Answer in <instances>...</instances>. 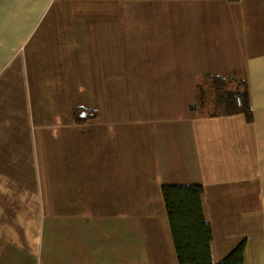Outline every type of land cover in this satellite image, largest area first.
<instances>
[{"label":"crops","instance_id":"0c3cea01","mask_svg":"<svg viewBox=\"0 0 264 264\" xmlns=\"http://www.w3.org/2000/svg\"><path fill=\"white\" fill-rule=\"evenodd\" d=\"M205 75L252 119L192 111ZM164 183L264 264V0H0V264H179Z\"/></svg>","mask_w":264,"mask_h":264},{"label":"trees","instance_id":"16d2710c","mask_svg":"<svg viewBox=\"0 0 264 264\" xmlns=\"http://www.w3.org/2000/svg\"><path fill=\"white\" fill-rule=\"evenodd\" d=\"M195 89L194 101L189 104L192 111L211 116L243 113L247 120L252 119L245 81L205 75ZM73 111L77 114L78 110ZM161 190L179 264H245L244 239L220 261L214 260L212 228L204 210L201 184L164 183Z\"/></svg>","mask_w":264,"mask_h":264},{"label":"rangeland","instance_id":"374dc122","mask_svg":"<svg viewBox=\"0 0 264 264\" xmlns=\"http://www.w3.org/2000/svg\"><path fill=\"white\" fill-rule=\"evenodd\" d=\"M45 1L47 2V0H45ZM195 91H196V89H195ZM45 140H46L45 142L51 146V144H52V130L51 129L45 133ZM6 218H9V217H6ZM28 226H30V224L23 225V227H28ZM14 227H16V226L14 225Z\"/></svg>","mask_w":264,"mask_h":264},{"label":"water","instance_id":"95a60500","mask_svg":"<svg viewBox=\"0 0 264 264\" xmlns=\"http://www.w3.org/2000/svg\"><path fill=\"white\" fill-rule=\"evenodd\" d=\"M80 116H81V118L85 117V113H83V114L81 113Z\"/></svg>","mask_w":264,"mask_h":264}]
</instances>
